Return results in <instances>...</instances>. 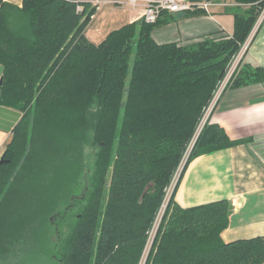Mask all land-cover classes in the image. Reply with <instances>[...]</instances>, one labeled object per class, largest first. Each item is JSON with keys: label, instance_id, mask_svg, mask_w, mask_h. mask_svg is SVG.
I'll return each instance as SVG.
<instances>
[{"label": "trees", "instance_id": "obj_1", "mask_svg": "<svg viewBox=\"0 0 264 264\" xmlns=\"http://www.w3.org/2000/svg\"><path fill=\"white\" fill-rule=\"evenodd\" d=\"M232 1L243 9L230 34L157 43L151 32L175 19L162 11L94 44L89 1L0 0V105L19 113L0 164V264H138L152 229L143 264H263L264 236L222 240L229 199L175 201L194 158L240 143L210 122L217 103L206 111L264 10ZM263 79L239 63L227 87Z\"/></svg>", "mask_w": 264, "mask_h": 264}, {"label": "crops", "instance_id": "obj_2", "mask_svg": "<svg viewBox=\"0 0 264 264\" xmlns=\"http://www.w3.org/2000/svg\"><path fill=\"white\" fill-rule=\"evenodd\" d=\"M4 1L14 5L21 3V0ZM213 1L214 5L207 13L192 16L174 13V20L151 32L152 39L160 44H186L197 38L210 37L220 30L230 34L233 19L232 16L227 18L226 12L243 7L237 8L238 4L232 0ZM141 4L124 16L125 24L141 20ZM261 13L262 24L252 30L240 67L261 69L264 73V10ZM85 36L90 41V37ZM18 118V111L0 105V159ZM210 122L218 124L230 140L240 143L194 158L178 185L175 201L188 208L229 199L233 207L228 227L221 233L222 240L227 243L264 236V79L227 87Z\"/></svg>", "mask_w": 264, "mask_h": 264}, {"label": "built area", "instance_id": "obj_3", "mask_svg": "<svg viewBox=\"0 0 264 264\" xmlns=\"http://www.w3.org/2000/svg\"><path fill=\"white\" fill-rule=\"evenodd\" d=\"M86 1H89L91 4L95 5L96 3H99L100 0H86ZM105 3L106 4L110 3L118 6H126L127 8L132 10L137 8L139 3H142L141 5L143 8L141 13L142 14L141 19L148 24H154L162 11H167L168 13L174 14V13H184V12L201 10L207 13L209 11V8L214 5V1H210V0H110V1H106ZM261 21L262 18L260 15L254 26V29L259 27ZM248 44H249V37L241 45L238 53L231 59L223 79L219 82L216 90L214 91L213 97L206 110L207 113L211 111V109H213L217 101H219V98L221 97L223 92L226 90V87L229 85L234 75V72L241 61V57L243 56L245 50L248 47ZM187 157H188V152L184 155L180 163V167L182 163L183 164L185 163ZM180 167L176 171V174L174 176V179L172 180V184L170 188H168L167 199L169 198L170 193L172 192V189L176 183V179L181 172Z\"/></svg>", "mask_w": 264, "mask_h": 264}, {"label": "rangeland", "instance_id": "obj_4", "mask_svg": "<svg viewBox=\"0 0 264 264\" xmlns=\"http://www.w3.org/2000/svg\"><path fill=\"white\" fill-rule=\"evenodd\" d=\"M106 1H110V0H100L99 3H96L95 5H97L98 8H100L96 14L94 15V22H90L88 24V26L85 28V34L87 36H89L90 38V42L94 43V44H98L100 43L104 37L107 35L108 32H110L111 30H114L116 28H119L120 26L124 25L127 21V19H125V15H129L131 12V9L127 8L126 6H113L110 4H106ZM237 10H228L226 12V16L227 18H230V16H232L231 14L236 12ZM91 35H93L94 37H91ZM133 56H134V51L132 52V56L130 58V65L131 62L133 60ZM206 117V115H205ZM183 167V163L181 164V167ZM172 184V183H171ZM167 200V195H165L164 197V201ZM164 206V205H163ZM163 206H161L160 209L163 208ZM161 211V210H160ZM71 222L70 219H68L66 221V223L61 226L63 229H66V227L68 226V224ZM157 223V219L155 224ZM155 226V225H153ZM155 230V227H154ZM53 233V232H52ZM154 233H153V229L150 232L149 238H148V242L145 245V252L143 254V259L139 261L138 264H143L146 258V255L148 253V250L151 246L152 243V239H153ZM52 243L54 245L55 243V237L52 234L51 237ZM42 255V256H40ZM38 256H28V255H23L20 257V264H55L51 258L45 259V255L40 254Z\"/></svg>", "mask_w": 264, "mask_h": 264}, {"label": "water", "instance_id": "obj_5", "mask_svg": "<svg viewBox=\"0 0 264 264\" xmlns=\"http://www.w3.org/2000/svg\"><path fill=\"white\" fill-rule=\"evenodd\" d=\"M2 85V77L0 78V86ZM4 162H6L4 159H3V157H1V159H0V164H3ZM84 191L82 192V196H84Z\"/></svg>", "mask_w": 264, "mask_h": 264}, {"label": "bare ground", "instance_id": "obj_6", "mask_svg": "<svg viewBox=\"0 0 264 264\" xmlns=\"http://www.w3.org/2000/svg\"><path fill=\"white\" fill-rule=\"evenodd\" d=\"M84 4V3H83ZM86 5L88 4V3H85Z\"/></svg>", "mask_w": 264, "mask_h": 264}]
</instances>
